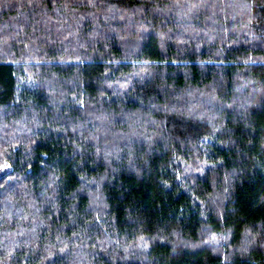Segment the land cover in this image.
Here are the masks:
<instances>
[{
    "label": "trees",
    "instance_id": "16d2710c",
    "mask_svg": "<svg viewBox=\"0 0 264 264\" xmlns=\"http://www.w3.org/2000/svg\"><path fill=\"white\" fill-rule=\"evenodd\" d=\"M195 1L0 0V264H264V0Z\"/></svg>",
    "mask_w": 264,
    "mask_h": 264
},
{
    "label": "rangeland",
    "instance_id": "374dc122",
    "mask_svg": "<svg viewBox=\"0 0 264 264\" xmlns=\"http://www.w3.org/2000/svg\"><path fill=\"white\" fill-rule=\"evenodd\" d=\"M15 1H18V3H25L26 2V0H15ZM181 1V0H180ZM203 0H196L195 1V3H200V2H202ZM13 2V0H1V3H3L2 4V6H6L7 5V8H9V5L11 4ZM149 4H151L152 6H155V11H157L158 13H162L163 12V9H162V7L163 6H161V5H158V4H155V2H150ZM9 9H11V8H9ZM24 21V18L23 17H21L20 18V20L19 21H13L14 23H13V25L15 26H19V24L20 23H22V22Z\"/></svg>",
    "mask_w": 264,
    "mask_h": 264
}]
</instances>
